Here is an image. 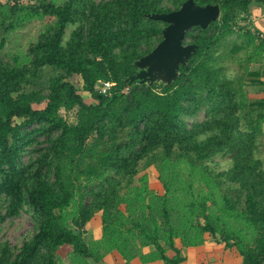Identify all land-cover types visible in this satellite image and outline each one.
Masks as SVG:
<instances>
[{"label": "trees", "instance_id": "obj_1", "mask_svg": "<svg viewBox=\"0 0 264 264\" xmlns=\"http://www.w3.org/2000/svg\"><path fill=\"white\" fill-rule=\"evenodd\" d=\"M187 1L0 0V224L24 212L35 223L21 247L0 240V264H66L65 246L68 264L112 252L183 264L182 249L208 239L264 264V69H250L264 67L251 14L264 0H194L221 17L187 33L198 50L178 81L128 80L163 40L167 25L149 16ZM35 21L41 32L23 44L19 29ZM246 86L263 97L249 100ZM152 167L163 195L140 176ZM98 214L102 237L86 241Z\"/></svg>", "mask_w": 264, "mask_h": 264}, {"label": "water", "instance_id": "obj_2", "mask_svg": "<svg viewBox=\"0 0 264 264\" xmlns=\"http://www.w3.org/2000/svg\"><path fill=\"white\" fill-rule=\"evenodd\" d=\"M220 5L199 6L194 0L185 2L178 11L154 14L149 18L164 22L163 40L148 55L135 63L137 75L128 80L140 84L172 85L180 78V69L189 64L198 46L184 44L186 35L195 28L207 29L220 20Z\"/></svg>", "mask_w": 264, "mask_h": 264}, {"label": "rangeland", "instance_id": "obj_3", "mask_svg": "<svg viewBox=\"0 0 264 264\" xmlns=\"http://www.w3.org/2000/svg\"><path fill=\"white\" fill-rule=\"evenodd\" d=\"M57 3H61L63 0H56ZM98 2H101L103 0H97ZM20 33H21V37L20 39H22L23 41L25 39H29V38H37L39 33L42 30V25L39 21H35L33 24H27L26 27H22L19 29ZM16 35L13 36V34L9 37V45L7 47V50L10 48L12 49H16V45H15V37ZM25 43V41L23 42V44ZM21 43L18 42V46ZM233 71L234 73H239V68L236 64L232 65ZM264 69L263 65L260 64H252L250 69L253 71H257L258 69ZM235 70V71H234ZM76 84H80V80L79 79H75L74 80ZM246 93L248 95L249 100H256L259 99L261 97H263V94L260 93V88L258 87H254V86H246ZM85 100L86 102H91V97L89 95H85ZM72 118V117H71ZM204 118V115L201 114L199 117V120H202ZM72 122H74V119H71ZM259 158L263 161L264 163V137L261 138V147H260V151L258 153ZM230 166V161L228 159H218L215 161L213 167L215 169H217V171L221 172L224 170H227ZM143 174L148 175L149 177V185L151 187V189H153L156 192H160V193H164V189L162 184L158 181V172L156 170L155 167L149 168L144 170L140 176H142ZM139 178V177H138ZM137 178V180H138ZM99 216L95 219V221H93L90 224L89 227V231L88 234L86 236V241H89L90 239H94V235L96 236L97 232H98V225L100 224L99 222ZM35 232V223L32 220L30 214L24 212L19 218L10 220L7 219L6 221H4L3 223L0 224V240L1 241H6L9 242L13 247H21L22 244L30 239L33 234ZM72 247L71 246H65L63 248H61L60 252H59V259L60 262L62 263H70L71 260V253H72Z\"/></svg>", "mask_w": 264, "mask_h": 264}, {"label": "crops", "instance_id": "obj_4", "mask_svg": "<svg viewBox=\"0 0 264 264\" xmlns=\"http://www.w3.org/2000/svg\"><path fill=\"white\" fill-rule=\"evenodd\" d=\"M36 0H34L35 2ZM252 20L255 23L257 29L264 34V6L254 5L251 8ZM160 195L164 193L157 192ZM100 224L98 225V232L94 239L99 240L102 237V223L101 214H98ZM92 221V222H93ZM91 222V223H92ZM90 223V224H91ZM90 227V226H89ZM90 229H88L89 231ZM87 234L85 235L86 238ZM182 257L185 259L183 264H241L242 259L239 253L235 249H225L222 245H217L213 240L208 239L203 246L194 248L182 249ZM101 264H126L125 260L118 252H112L106 256ZM131 264H141L140 260H134ZM150 264H163L162 262L150 263Z\"/></svg>", "mask_w": 264, "mask_h": 264}, {"label": "built area", "instance_id": "obj_5", "mask_svg": "<svg viewBox=\"0 0 264 264\" xmlns=\"http://www.w3.org/2000/svg\"><path fill=\"white\" fill-rule=\"evenodd\" d=\"M34 1V0H33ZM114 86V84L112 83H105L100 89H99V93L102 95H109L112 87Z\"/></svg>", "mask_w": 264, "mask_h": 264}]
</instances>
